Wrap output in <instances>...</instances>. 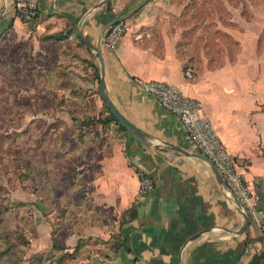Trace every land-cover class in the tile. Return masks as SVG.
I'll list each match as a JSON object with an SVG mask.
<instances>
[{"label": "crops", "instance_id": "0c3cea01", "mask_svg": "<svg viewBox=\"0 0 264 264\" xmlns=\"http://www.w3.org/2000/svg\"><path fill=\"white\" fill-rule=\"evenodd\" d=\"M142 1L39 0L38 17L24 23L14 0H0V32L11 27L37 44L60 50L94 53L88 45L99 46L109 99L153 141L145 145L122 131L113 152L103 154L92 169L90 165L80 170L86 204L98 207L97 211L111 208L116 215L112 222L91 225L95 232L89 236L108 241L120 235L132 250L122 247L111 253L106 264H250L264 251V230L229 200L210 164L197 156L201 153L181 120L137 82L174 84L202 103L203 115L212 121L238 170L260 196L263 211L258 217L264 218V45L255 47L264 30V0L256 5L240 1L228 18L233 27L213 16L207 50L204 44L200 49L196 46L198 29L185 39V30L192 26L185 23L182 1L148 0L124 20L130 31L112 48L106 47L109 28L103 32L105 27ZM222 1L226 6L228 0ZM247 8L256 19L244 17ZM230 37L237 44L231 45ZM89 59L100 78L97 56ZM187 70L192 79L186 77ZM139 172L153 178V192L140 194ZM131 209L137 213L134 219L129 218ZM245 214L250 224L241 232ZM84 237H71L66 246L73 248ZM251 247L258 252L246 253Z\"/></svg>", "mask_w": 264, "mask_h": 264}, {"label": "rangeland", "instance_id": "374dc122", "mask_svg": "<svg viewBox=\"0 0 264 264\" xmlns=\"http://www.w3.org/2000/svg\"><path fill=\"white\" fill-rule=\"evenodd\" d=\"M176 1L183 2L185 23L192 26L185 39L198 29L196 46L207 50L212 17L230 26L232 9L245 0H228L226 6L222 0ZM244 10V17L256 19ZM5 31L0 32V264H61L38 261L52 256L53 238L66 245L81 234L91 243L70 264H106L107 246L89 236L95 232L90 227L116 215L111 208L97 211L83 200L81 189L72 188L82 167L92 163V169L118 147L122 132L91 69L89 56L95 53L60 50L11 27ZM229 40L236 43L234 37ZM255 43L258 50L264 45V30ZM72 232L75 236H69Z\"/></svg>", "mask_w": 264, "mask_h": 264}, {"label": "built area", "instance_id": "2783aa9c", "mask_svg": "<svg viewBox=\"0 0 264 264\" xmlns=\"http://www.w3.org/2000/svg\"><path fill=\"white\" fill-rule=\"evenodd\" d=\"M14 5L24 23L33 22L39 15V0H14ZM129 31L130 25L124 21L114 24L105 35V46L112 48L114 43ZM185 74L188 79L193 78V73L189 70ZM137 83L146 93L155 97L167 112L181 120L191 143L202 155L210 158L219 171L226 184L229 200L241 207L244 212H248L259 228L264 230V218L258 217L260 196L252 190L238 170L235 158L228 152L212 121L203 115L202 103L187 96L174 84L144 80H138ZM138 176L141 195H147L155 190V182L149 174L139 172ZM245 252L257 253L258 248L246 249Z\"/></svg>", "mask_w": 264, "mask_h": 264}, {"label": "trees", "instance_id": "16d2710c", "mask_svg": "<svg viewBox=\"0 0 264 264\" xmlns=\"http://www.w3.org/2000/svg\"><path fill=\"white\" fill-rule=\"evenodd\" d=\"M88 53H90L88 51ZM91 66V69L95 72V80L96 82L99 83V69L98 67L93 63ZM101 95V94H100ZM108 109V108H107ZM108 112L110 113V117H112L111 119H113L114 121H116L118 123V125L121 128V131H126V129L124 127H122V125L114 118V116L111 114L110 110L108 109ZM92 161V160H91ZM92 163H87V166H90ZM94 164V163H93ZM88 168V167H86ZM86 168H84V171L87 170ZM79 179H78V184L74 183L73 184V189L77 188V189H81V193L83 196V193L85 192L84 188L82 187V183H81V173L79 172L78 174ZM84 200V198H83ZM72 201V200H71ZM73 204V201L72 203ZM73 208L75 207L74 204L71 205ZM263 208H262V202L258 204V212L262 213ZM130 219H134L136 217V210L135 209H131L130 211ZM126 221V219L123 218L122 222ZM91 239H85V238H80L77 242V244L73 247V248H69L66 245H61L59 244L54 238L53 240V244H52V249L49 252L50 254H52V256L50 257H46V259L40 258V261L38 262H44L46 263L47 261H55L57 259V261H59L61 264H70L71 262H74L75 260H77L78 258H80L81 254L86 253V249L89 247L90 243H91ZM101 241V239H98ZM101 243L105 246H107V253H106V258L107 260L111 259V253H118L120 251V249L122 247H125L129 252H132L131 248L127 245V242L124 238H122V236L120 235H116L114 234L110 240L105 241L102 239ZM48 254V253H47ZM44 257V258H45ZM48 258V259H47ZM250 264H264V251L263 253H261L260 255H256L253 257V260L251 261Z\"/></svg>", "mask_w": 264, "mask_h": 264}, {"label": "water", "instance_id": "95a60500", "mask_svg": "<svg viewBox=\"0 0 264 264\" xmlns=\"http://www.w3.org/2000/svg\"><path fill=\"white\" fill-rule=\"evenodd\" d=\"M148 0H143L136 8H134L129 14H127L126 16L119 18L115 21H113L111 24H109L107 27H105V29L103 30V32H105L108 28H110L111 26H113L114 24L124 21L127 18L131 17L132 15H134L136 12H138L139 9H141L147 2ZM88 47L93 50V52L95 53V55L98 58V61L100 63V78H99V86H100V94H101V98L104 101L106 107L110 110L111 114L114 116V118L122 125V127H124L126 129V131L131 134L137 141H139L142 144L145 145H151L153 144L152 139L145 134L144 132H142L141 130H139L138 128H136L132 123H130L120 112L119 110H117V108L113 105V103L111 102V100L109 99V96L107 95L106 92V88H105V82L103 79L104 76V72H105V67H104V61H103V57L101 54V50L99 46L96 47H92L89 46ZM197 156L203 158L204 160H206L212 170L213 173L218 181V183L220 184V186L227 191V187L226 184L222 178V176L220 175L219 171L217 170V168L215 167L214 163L212 162V160H210V158H208L207 156L201 155V154H197ZM242 208L240 207V210ZM243 211V210H241ZM245 218V226L244 228L241 230V232H244L246 230V228L249 226L250 224V220L249 217L245 214L244 215ZM199 237V234L194 236L192 238V240H195Z\"/></svg>", "mask_w": 264, "mask_h": 264}]
</instances>
